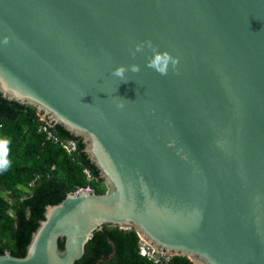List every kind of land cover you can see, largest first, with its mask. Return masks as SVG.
Here are the masks:
<instances>
[{
    "label": "water",
    "instance_id": "water-1",
    "mask_svg": "<svg viewBox=\"0 0 264 264\" xmlns=\"http://www.w3.org/2000/svg\"><path fill=\"white\" fill-rule=\"evenodd\" d=\"M144 41L175 68L133 57ZM0 95L79 138L105 187L46 206L0 264H76L104 226L192 264H264V0H0Z\"/></svg>",
    "mask_w": 264,
    "mask_h": 264
},
{
    "label": "trees",
    "instance_id": "trees-1",
    "mask_svg": "<svg viewBox=\"0 0 264 264\" xmlns=\"http://www.w3.org/2000/svg\"><path fill=\"white\" fill-rule=\"evenodd\" d=\"M38 116L30 106L9 102L0 95V137H8L11 167L0 173V255L9 252L24 257L32 233L44 219L45 207L60 203L67 194L90 187L105 193L96 168L83 153L79 138L59 126L61 140H73L77 151L69 155L38 132ZM84 170L89 171L88 180ZM139 238L134 230L104 226L95 232L76 264H153L139 255ZM63 248V243H59ZM169 264H192L187 258L172 257Z\"/></svg>",
    "mask_w": 264,
    "mask_h": 264
},
{
    "label": "clouds",
    "instance_id": "clouds-1",
    "mask_svg": "<svg viewBox=\"0 0 264 264\" xmlns=\"http://www.w3.org/2000/svg\"><path fill=\"white\" fill-rule=\"evenodd\" d=\"M7 43V39L4 40ZM145 47L151 50V56L148 58L146 62V67L153 69L161 75H166L169 67L175 68L177 65L178 58L173 57L167 51H159L156 46L152 44L151 41H144L141 44H136L134 46V51L131 52V55L135 57L137 52H141ZM127 71H131L132 73H137L140 71V67L137 64H131L127 67L124 65H119L115 67L112 71V75L114 77L120 78L121 81H127L125 79V73ZM87 95V94H85ZM122 100H126L121 98ZM122 106V105H119ZM11 143L10 138L8 137H0V173L7 171L11 165L12 161L9 158L10 148L9 145Z\"/></svg>",
    "mask_w": 264,
    "mask_h": 264
},
{
    "label": "built area",
    "instance_id": "built-area-1",
    "mask_svg": "<svg viewBox=\"0 0 264 264\" xmlns=\"http://www.w3.org/2000/svg\"><path fill=\"white\" fill-rule=\"evenodd\" d=\"M54 126L50 124L47 121H43L38 116V132L43 134L47 141H50L51 143L61 147L64 149L69 155H72V153H75L77 151V143L73 140H61L58 138V136L55 134ZM84 174L86 175V178L88 180H91L92 177L89 173V171L84 170ZM81 191H93L90 187L79 189L77 192ZM139 248V255L143 258H146L153 264H169L171 261L170 256L158 253L154 249H152L150 246H148L144 241L139 239L138 243Z\"/></svg>",
    "mask_w": 264,
    "mask_h": 264
}]
</instances>
